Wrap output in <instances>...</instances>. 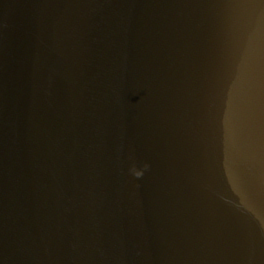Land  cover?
Here are the masks:
<instances>
[{"label": "water", "instance_id": "95a60500", "mask_svg": "<svg viewBox=\"0 0 264 264\" xmlns=\"http://www.w3.org/2000/svg\"><path fill=\"white\" fill-rule=\"evenodd\" d=\"M0 264H264V0H0Z\"/></svg>", "mask_w": 264, "mask_h": 264}]
</instances>
